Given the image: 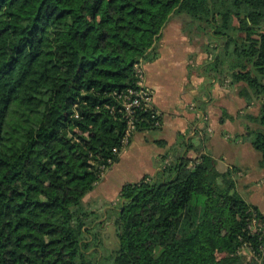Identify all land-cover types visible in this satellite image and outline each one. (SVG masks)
<instances>
[{"label": "trees", "instance_id": "trees-1", "mask_svg": "<svg viewBox=\"0 0 264 264\" xmlns=\"http://www.w3.org/2000/svg\"><path fill=\"white\" fill-rule=\"evenodd\" d=\"M176 17L202 44L199 75L258 107L264 170V0H0V264H264L247 228L250 209L264 215L195 136L114 202L86 201L124 149L117 95ZM134 110V132L158 126Z\"/></svg>", "mask_w": 264, "mask_h": 264}, {"label": "crops", "instance_id": "crops-1", "mask_svg": "<svg viewBox=\"0 0 264 264\" xmlns=\"http://www.w3.org/2000/svg\"><path fill=\"white\" fill-rule=\"evenodd\" d=\"M174 19L162 33L158 57L144 67L159 124L134 132L118 161L97 184L96 199L116 200L124 185L154 175L163 158H170L177 146L196 137L203 139L204 152L220 170H237L239 194L264 215V170L259 167V153L249 143V133L260 129L252 119L258 114L257 106L246 105L235 89L218 82L210 85L199 75L205 55L193 48Z\"/></svg>", "mask_w": 264, "mask_h": 264}, {"label": "built area", "instance_id": "built-area-1", "mask_svg": "<svg viewBox=\"0 0 264 264\" xmlns=\"http://www.w3.org/2000/svg\"><path fill=\"white\" fill-rule=\"evenodd\" d=\"M145 64L143 62L136 63L134 65L136 86L137 90H129L126 94L117 95V98L122 100L123 110L125 112L127 130L121 141L122 149L125 148L134 133V112L136 108L140 109H154L153 108V92L145 85ZM115 153H118V149H114ZM109 163L111 160L108 161ZM251 216L248 220L247 228L252 233L258 236L259 239L264 237V218L260 217V214L254 210H251ZM237 253L249 260L254 255L250 245L243 243Z\"/></svg>", "mask_w": 264, "mask_h": 264}, {"label": "rangeland", "instance_id": "rangeland-1", "mask_svg": "<svg viewBox=\"0 0 264 264\" xmlns=\"http://www.w3.org/2000/svg\"><path fill=\"white\" fill-rule=\"evenodd\" d=\"M182 16H184L182 14ZM176 22L180 23L181 26H183V22L186 21L185 17H176V19H174ZM199 41V40H197ZM193 48H195V50H197L198 52H201V54L204 52L203 48H202V44L201 43H198V42H193ZM222 86V85H221ZM224 87V86H222ZM258 109V107H257ZM107 177L105 178V181H106ZM108 181V180H107ZM96 192L95 194L92 193L86 201L89 202V201H92V199H96ZM112 196V195H111ZM109 197H103L101 200L100 199H96L97 201H99V205H103L104 203H107L109 199H107ZM115 200L113 201H110V202H114ZM101 202V203H100ZM98 206V207H100ZM103 236H104V239H105V245L108 246V247H114V243H115V237H114V233H113V228H112V225L111 223H108L105 230L103 231Z\"/></svg>", "mask_w": 264, "mask_h": 264}]
</instances>
